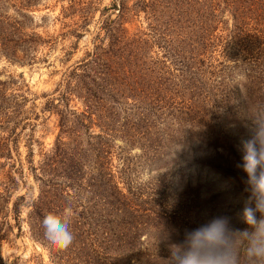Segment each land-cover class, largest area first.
Here are the masks:
<instances>
[{
    "label": "rangeland",
    "instance_id": "obj_1",
    "mask_svg": "<svg viewBox=\"0 0 264 264\" xmlns=\"http://www.w3.org/2000/svg\"><path fill=\"white\" fill-rule=\"evenodd\" d=\"M16 1L27 4L22 11L26 16L18 13ZM125 1L135 7L138 0ZM78 3L76 14L60 17L68 0H0L1 19H20L25 33L43 39L33 53L35 59L23 63L11 61L7 53L14 48L0 40V90L12 99L16 113L11 128L0 122V151L9 152L0 154V264H103V229L112 237L108 264H119L118 255L123 253L131 256L125 264H167L169 244L181 240L185 228L216 215L230 217L235 229L248 228L243 219L246 173L237 164L243 162L242 141L248 139L252 122L248 107L264 106L263 71L255 70L249 78L246 68L257 66L243 61L248 55L224 59L215 51L214 62L202 67L212 72L197 79L195 92H186L178 73L181 62L168 53L171 46L182 45L174 32L185 30L184 13L171 16L169 26L168 16H161V28L173 32L158 39L151 36L158 35L151 30L148 14L134 9L124 15L128 35L136 38L129 44H139L142 52L144 48L145 58L132 56L119 72V101H105L94 112L91 128L79 127L76 120L72 123L68 146L72 162L37 178L41 172L35 173V168L55 147L60 133L59 115L50 102L58 101L64 92L66 72L86 59L99 28L119 19L120 13L110 8L113 0ZM85 17L89 24L82 29L78 24ZM76 31L83 35L76 37ZM18 53L22 55L21 47ZM260 53L262 58L264 51ZM147 59L148 67L141 63ZM225 76L227 88L220 85ZM248 85L253 87L249 100H255L254 105H248ZM226 92L235 95L230 105L224 100ZM69 99L70 112L78 115L85 110L82 98ZM103 125L112 131L103 138L102 149L101 139L93 136L102 134ZM60 173L66 176H54ZM108 182L118 185L136 204L138 213L127 218L130 223L115 208L113 215H105L103 197L114 189ZM34 198L46 209L43 217L72 208L80 235L72 249H58L43 234L33 233Z\"/></svg>",
    "mask_w": 264,
    "mask_h": 264
},
{
    "label": "trees",
    "instance_id": "obj_2",
    "mask_svg": "<svg viewBox=\"0 0 264 264\" xmlns=\"http://www.w3.org/2000/svg\"><path fill=\"white\" fill-rule=\"evenodd\" d=\"M68 1L69 5L64 7L60 17H67V14H76L79 10L77 9V6L80 4L78 0ZM15 6L19 9V14L23 17L26 16L22 11L27 9V4L16 1ZM110 8L120 13L119 19H112L110 23L107 22L99 28L100 31L95 37L93 47L86 53V59L66 72L65 77L69 80L64 84V92L60 93L59 102H50L51 110L59 115L60 133L55 147L49 150L48 153H45L41 165L39 168H35V173L38 170L41 172L37 174V178L54 173L58 168H66L68 162H72V158L69 157L71 153L68 146L72 144L71 135L73 128L71 127L75 120L78 122L79 127L85 125L84 129L87 130V128L92 127L94 112L96 113L101 110L99 108L105 104V101L111 99L113 104L119 101V72L125 69L132 56L143 55L146 52L144 48L143 52L142 49H139V44H135L134 47H131V44H129L131 39L136 38H130L128 35V29L124 26L126 22L124 15L134 9L138 13L145 12L149 15L151 18V30L158 35L151 36L157 39L167 32L171 34L173 32L161 28L159 20L161 16H168L169 26L172 20L171 16L184 13L185 18L183 22L186 23L184 25L185 30L180 33L174 32L178 38V42L182 45L177 48L176 45L171 46L170 48H173V50L168 53H171L170 56L174 55L181 62V66L178 67L180 70L178 73L180 72L182 79L185 80L182 84L186 92H195L197 79H202L205 73L212 72V68L210 70V67H202H204L207 61L214 62L216 52L221 54L224 59H231L235 56L239 57L241 53L246 56L248 55L243 61L257 66V69L247 67L245 75L251 78L254 76V71L256 70L263 71L260 77L261 80L264 77V56L261 58L260 55V52L264 51V0H138L135 3V7H130L125 0H113ZM1 17L3 16H0V25H2L0 28L4 30L3 33H0L1 43L5 47L14 48V51L7 53V57L11 61L19 63L34 60L33 53H36V49L43 42L42 37H36L35 33H25L24 22L20 19L6 16L3 20ZM88 24L89 17H85L82 18L78 26L83 29ZM219 32L225 33V36L222 34L218 35L217 33ZM75 34L76 37L83 35L82 32L78 31ZM149 34L146 32L142 33L144 36H148ZM106 41L108 42L107 44ZM167 46L169 45H166V48ZM20 47L22 48V55L18 53ZM248 57L251 59L248 60ZM251 60L253 63H251ZM141 63L148 67L150 62L147 59V61H142ZM238 66L240 65L236 67ZM223 68V72L225 73V68H227L225 64ZM172 74L174 76L178 75L176 72H172ZM227 78L225 76L220 83L224 88L228 87ZM224 88L222 91H224ZM252 89L251 85H248L246 88L247 101L252 98ZM73 95H77L83 99L85 110L78 115L76 111H69V98ZM9 96L12 97V94H9ZM225 96L224 100L227 104L230 105L231 101H235V95L233 96L231 92L230 94L226 92ZM258 102L262 103L261 101ZM254 104H256L255 100L248 101V105ZM205 106H203V110ZM192 107H194V104ZM14 108L12 99L10 100L6 93H1L0 90V122L5 128L12 127L13 117L16 114ZM87 119L90 121L88 124H84V121H87ZM100 128L102 134L93 137L101 139L100 144L103 149V146L105 147L106 145L103 138L107 137L106 134L112 131V129H109L110 127L105 125ZM101 148L99 150H102ZM93 149L95 150V148ZM7 150L6 148L5 151L4 148L3 151H0V154L3 156L9 154ZM60 156L61 159H59ZM81 156L79 155L78 160ZM59 175L66 176V174L61 173L54 176ZM108 184V187L110 186L114 189L109 188L110 192L105 193L103 197L105 215H113V208H115L116 212L123 217V220L126 223H130L127 218H132L138 213L136 204L129 196L123 193L118 185L113 186L112 182H108ZM115 201L117 202L116 205L114 204ZM31 207V218L33 217L34 220L33 224L31 223V229L33 233L43 234L40 226L42 220L40 218L42 217L43 219L42 214L46 209L38 198H34L31 201ZM78 223L76 219L71 220L70 230L74 235V241L70 247L66 248L68 250L74 247L76 244L75 239L80 236L79 232H77L79 230ZM102 232L105 234V237H103L105 239V246L102 247L104 255L103 264H108L109 250L113 247L111 244L112 237L108 229H103ZM39 238H41L40 235ZM128 242L131 244L130 240ZM129 258L131 256L123 253L122 255H118V262L119 264H125V262L129 261Z\"/></svg>",
    "mask_w": 264,
    "mask_h": 264
},
{
    "label": "clouds",
    "instance_id": "obj_3",
    "mask_svg": "<svg viewBox=\"0 0 264 264\" xmlns=\"http://www.w3.org/2000/svg\"><path fill=\"white\" fill-rule=\"evenodd\" d=\"M251 118L248 139L242 141V163L246 173L244 191L248 194L243 209L244 230L231 227V218L216 215L183 230V238L169 244L167 264H264V106L248 107ZM72 208L46 214L41 221L45 240L58 249L74 241L71 229Z\"/></svg>",
    "mask_w": 264,
    "mask_h": 264
}]
</instances>
